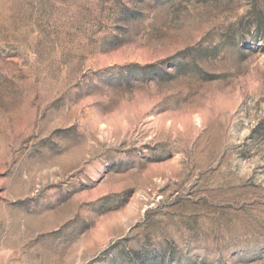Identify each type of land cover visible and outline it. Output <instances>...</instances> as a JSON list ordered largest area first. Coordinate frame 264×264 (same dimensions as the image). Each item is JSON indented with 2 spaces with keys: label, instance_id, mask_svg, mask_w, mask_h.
<instances>
[{
  "label": "rangeland",
  "instance_id": "obj_1",
  "mask_svg": "<svg viewBox=\"0 0 264 264\" xmlns=\"http://www.w3.org/2000/svg\"><path fill=\"white\" fill-rule=\"evenodd\" d=\"M0 264H264V0H0Z\"/></svg>",
  "mask_w": 264,
  "mask_h": 264
},
{
  "label": "trees",
  "instance_id": "obj_2",
  "mask_svg": "<svg viewBox=\"0 0 264 264\" xmlns=\"http://www.w3.org/2000/svg\"><path fill=\"white\" fill-rule=\"evenodd\" d=\"M139 65V64H138Z\"/></svg>",
  "mask_w": 264,
  "mask_h": 264
}]
</instances>
